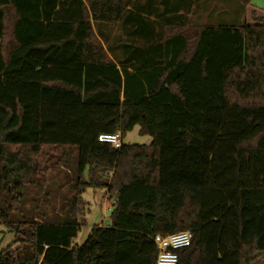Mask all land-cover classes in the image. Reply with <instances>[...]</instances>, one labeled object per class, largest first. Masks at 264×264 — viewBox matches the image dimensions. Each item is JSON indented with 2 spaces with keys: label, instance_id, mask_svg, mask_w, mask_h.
<instances>
[{
  "label": "trees",
  "instance_id": "trees-1",
  "mask_svg": "<svg viewBox=\"0 0 264 264\" xmlns=\"http://www.w3.org/2000/svg\"><path fill=\"white\" fill-rule=\"evenodd\" d=\"M197 2L0 0V264H156L184 230L178 264H264V16L187 29ZM87 188L112 217L78 245Z\"/></svg>",
  "mask_w": 264,
  "mask_h": 264
},
{
  "label": "rangeland",
  "instance_id": "rangeland-1",
  "mask_svg": "<svg viewBox=\"0 0 264 264\" xmlns=\"http://www.w3.org/2000/svg\"><path fill=\"white\" fill-rule=\"evenodd\" d=\"M192 10L193 11L187 16V29L196 25L204 24L240 26L244 23H251L253 21V10L256 11L257 15L264 16V0H251L250 4L247 5L241 3L238 4L234 1L222 2L220 0H198ZM104 28L106 31L112 32L113 36L118 33L117 27L111 28L108 26ZM94 29L96 34H99V28L94 26ZM160 29L161 28H158V30ZM180 29L181 27L179 26L172 28L173 31ZM150 141L151 137L149 135H144L139 132V126H136L132 131L127 132L123 138V142L126 144H148ZM55 179L57 183L63 180L59 175ZM82 198L87 203L86 206L88 211L84 216L85 223L75 239V243L78 245H81L86 241L94 226L109 225L111 223L114 203V199L107 194L105 188H87L82 194ZM59 215H61L60 211ZM0 231H4L1 226ZM12 240L13 236L11 234H4V240L1 246H6Z\"/></svg>",
  "mask_w": 264,
  "mask_h": 264
},
{
  "label": "built area",
  "instance_id": "built-area-1",
  "mask_svg": "<svg viewBox=\"0 0 264 264\" xmlns=\"http://www.w3.org/2000/svg\"><path fill=\"white\" fill-rule=\"evenodd\" d=\"M98 139L101 142H107L117 147L122 144V138L119 133H103L99 135ZM193 237V233L189 230L179 231L167 236H155L153 240L158 249L156 264H178V250L190 246Z\"/></svg>",
  "mask_w": 264,
  "mask_h": 264
}]
</instances>
